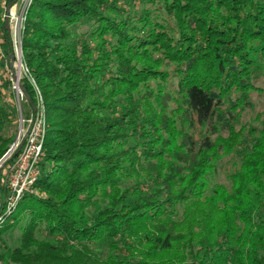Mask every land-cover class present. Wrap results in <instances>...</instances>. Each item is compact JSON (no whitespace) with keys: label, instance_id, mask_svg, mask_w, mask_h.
<instances>
[{"label":"trees","instance_id":"16d2710c","mask_svg":"<svg viewBox=\"0 0 264 264\" xmlns=\"http://www.w3.org/2000/svg\"><path fill=\"white\" fill-rule=\"evenodd\" d=\"M142 1L32 0L21 47L45 196L1 222L0 242L23 222L2 264H264V113L245 120L264 94V0ZM13 123L0 99V168ZM221 164L227 183L210 185ZM5 195L0 177V213Z\"/></svg>","mask_w":264,"mask_h":264},{"label":"built area","instance_id":"2783aa9c","mask_svg":"<svg viewBox=\"0 0 264 264\" xmlns=\"http://www.w3.org/2000/svg\"><path fill=\"white\" fill-rule=\"evenodd\" d=\"M31 2L32 0H16L6 11L7 4L5 0H0L3 11L2 19L3 21L5 18L8 20L11 53L14 56L12 62L9 59V73L15 99L14 106L18 113V129L9 154L17 148L20 140L24 139L14 161L8 168L5 182L6 195L0 213V224L11 216L24 194L34 193L35 184L41 175L40 163L44 157L43 143L46 133V121L42 96L23 62L21 47L26 13ZM24 76L29 78L35 96L34 108L29 105V116L23 115L20 106V101H26L20 90V80ZM0 264L2 263L0 262Z\"/></svg>","mask_w":264,"mask_h":264},{"label":"rangeland","instance_id":"374dc122","mask_svg":"<svg viewBox=\"0 0 264 264\" xmlns=\"http://www.w3.org/2000/svg\"><path fill=\"white\" fill-rule=\"evenodd\" d=\"M134 5L136 6L135 10H137L138 7L143 6L142 0H134ZM119 6H122V9L127 11L128 7L126 5H123V3H119ZM137 12H139L137 10ZM3 13V11H2ZM2 18V14H1ZM3 20V19H2ZM90 31V24H84L81 23L80 25L76 26L74 28V34L82 37V34H86ZM1 45V40H0ZM11 46V45H10ZM10 68H9V57L5 54L4 50L0 46V99L2 104L5 106V108L12 112L14 116V123L12 125L11 131L14 132V134L17 132L18 129V113L16 111V107L14 106V96L11 88V81H10ZM264 87V84L261 85ZM7 99V100H6ZM253 108L248 111V113L245 115V120L249 123H254V118L256 114L264 113V94L262 95H256L253 97ZM21 110L24 116H29V104H27L26 101H20ZM15 140V139H14ZM13 144V143H12ZM11 147V146H10ZM11 165V164H10ZM10 165L4 166L0 168V177L1 182L6 185V178L8 174V168ZM46 169L49 168V165H45ZM226 165L221 164L217 173L211 177L210 185L214 183H227L226 174H225ZM31 195L43 197L45 196L42 192H40L37 188H35L34 193ZM23 225V222L19 223L18 225H15L11 227V229L2 235L0 242V253L3 251V246H7L9 248H13L18 245L19 237L21 234V228L20 226ZM39 239L43 240H51L53 239L52 236L47 235L46 230H41L38 234ZM97 249L99 250L100 254L102 256H105L107 252V248L104 244H97Z\"/></svg>","mask_w":264,"mask_h":264},{"label":"water","instance_id":"95a60500","mask_svg":"<svg viewBox=\"0 0 264 264\" xmlns=\"http://www.w3.org/2000/svg\"><path fill=\"white\" fill-rule=\"evenodd\" d=\"M15 1H16V0H14V2H15ZM14 2H13V3H14ZM13 3H9V4H7V6H6V11H7V9H8ZM4 26H5L6 30L8 31V30H9V26H8V20H7L6 18L4 19ZM9 59H10L11 62L13 61L14 56H13L12 53L9 55ZM20 90H21L22 94L24 95V97H25L26 101L28 102V104H29L32 108H34V105H33V102H32V100H31V98L29 97V95L26 93V91L24 90V88H23L21 85H20ZM23 140H24L23 138L20 140V143H19V145L17 146V148H16V150H15L13 156H16V155H17V153H18V151H19V148H20V146H21ZM11 149H12V146H11L10 149L6 152V154L3 156L2 161H4V160L9 156V152L11 151ZM0 163H1V160H0Z\"/></svg>","mask_w":264,"mask_h":264}]
</instances>
